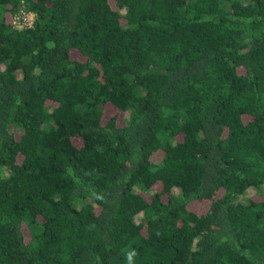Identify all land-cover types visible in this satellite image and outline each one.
<instances>
[{
  "label": "trees",
  "instance_id": "16d2710c",
  "mask_svg": "<svg viewBox=\"0 0 264 264\" xmlns=\"http://www.w3.org/2000/svg\"><path fill=\"white\" fill-rule=\"evenodd\" d=\"M262 184L264 0H0V264H264Z\"/></svg>",
  "mask_w": 264,
  "mask_h": 264
},
{
  "label": "rangeland",
  "instance_id": "374dc122",
  "mask_svg": "<svg viewBox=\"0 0 264 264\" xmlns=\"http://www.w3.org/2000/svg\"><path fill=\"white\" fill-rule=\"evenodd\" d=\"M34 19H35V14H34ZM114 110H112L111 106H108L107 107V114L113 112ZM129 113L127 112L126 115H128ZM160 152H157L156 155L154 156V158L157 160L160 158ZM264 188V184H262L261 186H255V185H252V186H249L247 191L245 193H241L240 194V197L243 198V199H246L248 197H251V196H254V195H257L259 192V190L261 191L262 188ZM206 207V203L205 202H202V201H194L192 204H191V208L193 209H196L198 211H201L203 208Z\"/></svg>",
  "mask_w": 264,
  "mask_h": 264
},
{
  "label": "built area",
  "instance_id": "2783aa9c",
  "mask_svg": "<svg viewBox=\"0 0 264 264\" xmlns=\"http://www.w3.org/2000/svg\"><path fill=\"white\" fill-rule=\"evenodd\" d=\"M12 21L18 28L31 26L34 22V13L23 6L14 14Z\"/></svg>",
  "mask_w": 264,
  "mask_h": 264
},
{
  "label": "clouds",
  "instance_id": "9594fccd",
  "mask_svg": "<svg viewBox=\"0 0 264 264\" xmlns=\"http://www.w3.org/2000/svg\"><path fill=\"white\" fill-rule=\"evenodd\" d=\"M34 13V12H33Z\"/></svg>",
  "mask_w": 264,
  "mask_h": 264
}]
</instances>
